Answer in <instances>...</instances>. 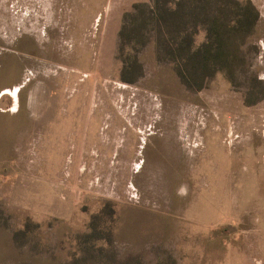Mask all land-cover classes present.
<instances>
[{
  "label": "rangeland",
  "instance_id": "1",
  "mask_svg": "<svg viewBox=\"0 0 264 264\" xmlns=\"http://www.w3.org/2000/svg\"><path fill=\"white\" fill-rule=\"evenodd\" d=\"M250 1L245 71L193 89L152 31L121 79L122 23L151 0H0V264L66 260L106 202L108 264H264V0ZM249 72L262 91L246 102ZM26 217L38 252L12 240Z\"/></svg>",
  "mask_w": 264,
  "mask_h": 264
},
{
  "label": "trees",
  "instance_id": "2",
  "mask_svg": "<svg viewBox=\"0 0 264 264\" xmlns=\"http://www.w3.org/2000/svg\"><path fill=\"white\" fill-rule=\"evenodd\" d=\"M152 5L135 4L137 11L130 21L125 19L119 31L120 41L129 43L132 55L123 58L121 79L133 81L137 70L134 52L143 49L149 39L148 32L155 34L153 40L157 55L169 58L181 82L189 88H203L215 74H221L229 83L237 79V72L244 68L245 56L242 46L254 30L259 13L250 0H151ZM127 15V16H128ZM133 15V16H132ZM150 24V27L147 25ZM202 33V40L196 37ZM249 47V45H246ZM245 71V68H244ZM128 73V74H124ZM249 82L245 100L258 97L262 90L254 72L247 75ZM115 214L111 202L89 218L87 231L75 233V249L58 264H108L106 249L112 243ZM39 224L26 217L22 225L12 231V240L20 246H28L34 252L40 247L30 234ZM107 244L96 246V242ZM110 249V248H109ZM110 252V251H109ZM17 264H32L22 261Z\"/></svg>",
  "mask_w": 264,
  "mask_h": 264
}]
</instances>
